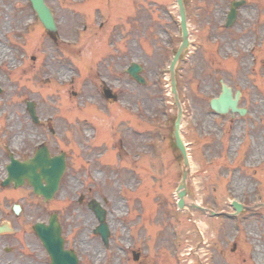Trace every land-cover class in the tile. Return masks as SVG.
Instances as JSON below:
<instances>
[{
    "label": "rangeland",
    "instance_id": "rangeland-1",
    "mask_svg": "<svg viewBox=\"0 0 264 264\" xmlns=\"http://www.w3.org/2000/svg\"><path fill=\"white\" fill-rule=\"evenodd\" d=\"M233 1L185 0L191 47L176 81L191 161L186 202L204 212L177 207L182 163L173 148L169 72L182 41L176 0H46L56 42L28 0H0V181L10 154L25 158L45 144L52 155H68L60 191L44 211L45 220L59 214L80 264H256L251 239L264 255V0H245L236 24L225 28ZM132 62L143 66L145 85L123 72ZM221 82L243 93L240 107L249 114L211 109ZM106 86L120 102L105 100ZM121 111L140 124L130 143L139 158L133 176L118 175L117 141L127 144L133 128ZM12 191L0 187L3 208L24 203L31 213L41 203L27 185ZM82 192L108 211V247L93 233L94 214L78 204ZM233 201L249 209L234 219L209 213L234 212Z\"/></svg>",
    "mask_w": 264,
    "mask_h": 264
},
{
    "label": "water",
    "instance_id": "water-1",
    "mask_svg": "<svg viewBox=\"0 0 264 264\" xmlns=\"http://www.w3.org/2000/svg\"><path fill=\"white\" fill-rule=\"evenodd\" d=\"M32 3L33 9L37 12L41 22L44 24L47 30L51 33L57 31L53 15L50 9L45 5L44 0H30ZM184 0H177L179 11L181 14V26L183 30V44L181 45L175 60L171 68V84L172 92L175 97L176 104L178 106V117L174 127V136L176 146L182 153L184 165L186 167L181 184L178 187L177 194L179 197V207L184 208L185 206V196H186V181L188 177L189 167V158L188 151L184 144V141L181 136L180 126L182 121V107L178 99V94L176 90V80H175V67L181 56V54L189 47L188 40V28L186 23V10L184 7ZM244 4V1L235 2L232 4L231 11L228 15L227 27L232 26L237 18V9ZM130 76L135 79L137 82L144 84L145 81L140 76L143 72V68L140 65L132 63V65L126 71ZM1 93V89H0ZM105 95L107 98H112L110 91L106 90ZM240 98V92L236 93L235 98H233L232 90L228 86H222V94L218 99H213L211 101V108L217 114H227L230 111L232 113H239L240 115H245L246 110L238 108V102ZM28 110L31 114V117L34 122H38V117L36 115V105L34 103H28ZM41 169L42 173L37 174V170ZM65 162L64 156L50 158L48 149L43 147L37 153L36 157L26 163H19L17 161H12V164L8 167V179L3 183V186H8L11 183L15 184V187L24 185V182L27 180L28 183L34 187V191L38 195H44L46 200L52 199L56 191L58 190V185L62 174L64 173ZM46 182V186L42 185V182ZM233 206L239 212L242 210V206L237 202L233 203ZM91 209L96 214L101 225L98 228V232L102 234L103 240L108 244V238L110 235L108 226L104 223L106 219V212L101 208L98 202L93 201L90 205ZM196 207V206H195ZM36 231L43 240L48 252L52 257V264H77V258L72 252L65 251L63 248V240L61 238V229L53 217L50 220V226L45 227L43 225L37 224L35 226ZM140 255L134 254V259L139 260Z\"/></svg>",
    "mask_w": 264,
    "mask_h": 264
},
{
    "label": "flooded vegetation",
    "instance_id": "flooded-vegetation-1",
    "mask_svg": "<svg viewBox=\"0 0 264 264\" xmlns=\"http://www.w3.org/2000/svg\"><path fill=\"white\" fill-rule=\"evenodd\" d=\"M252 25L262 28L259 23ZM135 131L136 129L133 127L131 129L132 137L127 139V144L123 139L118 140V168L122 175L126 172L131 176L138 173L139 158H135L138 149L130 147L131 140L135 141ZM79 201L80 204H85L86 197H81ZM14 204L5 208L0 206V226H9L8 229L0 233V264H45L44 247L37 240L34 231L30 229L29 222L30 218L34 219V216L37 217V220L41 219L40 221L46 222L44 201L39 203L36 210L31 213L23 203L20 213L17 214L14 211ZM58 218L60 220L59 215ZM62 232L66 245H69L67 237H65L64 225H62ZM68 249L70 248L68 247Z\"/></svg>",
    "mask_w": 264,
    "mask_h": 264
},
{
    "label": "bare ground",
    "instance_id": "bare-ground-1",
    "mask_svg": "<svg viewBox=\"0 0 264 264\" xmlns=\"http://www.w3.org/2000/svg\"><path fill=\"white\" fill-rule=\"evenodd\" d=\"M13 141H14L15 143H17V141H18V139H17V137H15V135H14V137H13ZM40 170H41V169H40ZM8 228H9V226L6 225V226H3L2 230H6V229H8ZM251 244L255 245V253L252 254V255H254L255 263H256V264H260V263H261V260H262V257L264 256V255L262 254V250H261V248L257 245V241H256V239H251Z\"/></svg>",
    "mask_w": 264,
    "mask_h": 264
}]
</instances>
